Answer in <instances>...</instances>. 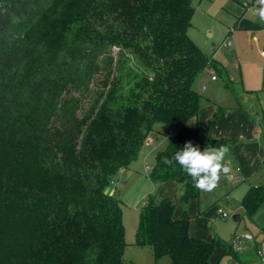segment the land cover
Returning a JSON list of instances; mask_svg holds the SVG:
<instances>
[{"label":"trees","instance_id":"16d2710c","mask_svg":"<svg viewBox=\"0 0 264 264\" xmlns=\"http://www.w3.org/2000/svg\"><path fill=\"white\" fill-rule=\"evenodd\" d=\"M194 11L192 0H0V264H123L122 206L106 188L156 124L171 131L149 178L179 184L183 202L198 198L164 158L189 141L203 150L234 140L202 138L197 125L194 83L217 62L189 36ZM154 197L135 243L156 260L213 264L214 248L226 250ZM263 202L264 183L241 206L252 220Z\"/></svg>","mask_w":264,"mask_h":264},{"label":"rangeland","instance_id":"374dc122","mask_svg":"<svg viewBox=\"0 0 264 264\" xmlns=\"http://www.w3.org/2000/svg\"><path fill=\"white\" fill-rule=\"evenodd\" d=\"M192 1L195 11L188 30L189 36L217 62L213 66H206L195 80L194 88L201 94V103L209 100L229 108L239 102L244 104L248 114L255 120V138H261L258 142L263 150L264 24L259 23L253 11L254 0ZM241 18L255 26L239 28L236 23ZM116 52L117 49L113 48V53ZM161 132L168 135L170 126L162 124ZM250 156L251 150L246 146L235 153L230 151L226 158V175L222 176L218 187L210 192L200 191L198 200H194L193 204L190 201L186 205L184 203V208L191 212L188 211L191 214L189 227L191 224L192 229L208 240L216 238L226 244L225 251L222 246L214 248L211 255L213 264H233L238 258L252 264H261L259 251L264 252L261 245L263 236L241 206L247 182L239 179L238 165H242L241 162L247 163ZM232 179L236 181L235 184H232ZM113 183L111 181L109 186ZM158 185L155 187L158 188ZM157 193L154 191L150 195L159 201L162 198ZM143 204L139 209L122 205L127 243L122 256L123 264H171L169 255L156 260L149 246L135 243L139 220L137 211ZM218 210L226 212L228 216L221 217ZM233 215H239V219L234 220ZM236 238L238 249L228 250Z\"/></svg>","mask_w":264,"mask_h":264},{"label":"crops","instance_id":"0c3cea01","mask_svg":"<svg viewBox=\"0 0 264 264\" xmlns=\"http://www.w3.org/2000/svg\"><path fill=\"white\" fill-rule=\"evenodd\" d=\"M250 24L255 26L252 22H250ZM216 113H218L217 119L212 123V118ZM197 125L202 138L213 137L234 140L232 146L229 147L231 152H238V149L244 146L251 150L249 161L247 163L241 162L242 165H238L239 179L247 182L244 194L251 185H260L264 183V149L262 150L258 142L261 138L258 140L255 138V132L257 131L255 120L248 114L244 104L239 102V104L229 108L209 100L202 103L200 101ZM161 129L162 124H156L155 131L143 145L137 159L117 173L113 180V185H108L106 191L119 198L121 206L128 205L130 208L138 209L150 194L157 191L158 197L169 198L174 202V218H181L186 212L191 221V212L184 208V203L186 205L190 201L191 204H193L194 200L196 201L198 198L183 202L181 200V187L176 182L168 181L159 183L158 185V183L153 182L149 178V171L155 162V154L159 149L165 146L168 140L169 134L166 135V137L165 134L161 132ZM151 143L153 144L152 147H150ZM226 170L227 169H225V171ZM235 183L236 181L232 179V184ZM155 185H158V188H156ZM137 212L139 214V210ZM252 221L263 236L261 240L263 248L264 202L254 213ZM189 232L194 237L208 240L192 229L191 224ZM237 261L250 263L248 261H241L239 258Z\"/></svg>","mask_w":264,"mask_h":264},{"label":"clouds","instance_id":"9594fccd","mask_svg":"<svg viewBox=\"0 0 264 264\" xmlns=\"http://www.w3.org/2000/svg\"><path fill=\"white\" fill-rule=\"evenodd\" d=\"M253 11L259 23L264 24V0H255ZM229 152L227 145L206 146L201 150L189 141L171 157H165L163 163L169 166L178 165L191 178L195 189L210 192L218 187L222 176L226 175V158Z\"/></svg>","mask_w":264,"mask_h":264},{"label":"built area","instance_id":"2783aa9c","mask_svg":"<svg viewBox=\"0 0 264 264\" xmlns=\"http://www.w3.org/2000/svg\"><path fill=\"white\" fill-rule=\"evenodd\" d=\"M255 4V0L253 1V5ZM216 77L215 76H212V79H215ZM221 217L225 218L227 217V213L224 212V211H221V210H218L217 212ZM249 237V236H248ZM232 249H238L239 247V243H238V239H234L232 242H231V246H230ZM259 258H260V263L261 264H264V252L263 251H259ZM233 264H252V263H243V262H239V261H235Z\"/></svg>","mask_w":264,"mask_h":264},{"label":"water","instance_id":"95a60500","mask_svg":"<svg viewBox=\"0 0 264 264\" xmlns=\"http://www.w3.org/2000/svg\"><path fill=\"white\" fill-rule=\"evenodd\" d=\"M233 219L234 220H238L239 219V215H233Z\"/></svg>","mask_w":264,"mask_h":264}]
</instances>
